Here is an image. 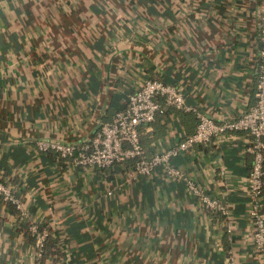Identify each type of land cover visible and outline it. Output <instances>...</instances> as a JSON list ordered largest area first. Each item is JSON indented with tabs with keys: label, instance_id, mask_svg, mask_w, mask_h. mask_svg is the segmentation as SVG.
<instances>
[{
	"label": "crops",
	"instance_id": "crops-1",
	"mask_svg": "<svg viewBox=\"0 0 264 264\" xmlns=\"http://www.w3.org/2000/svg\"><path fill=\"white\" fill-rule=\"evenodd\" d=\"M260 0H0V180L27 217L48 224L61 264H264L246 190L249 135L228 131L172 157L228 206L231 230L183 178L132 161L100 168L40 150L79 142L147 78L179 83L187 104L217 121L255 103ZM170 107L147 154L194 131ZM0 197V264H36L26 221ZM43 264H60L45 259Z\"/></svg>",
	"mask_w": 264,
	"mask_h": 264
},
{
	"label": "built area",
	"instance_id": "built-area-1",
	"mask_svg": "<svg viewBox=\"0 0 264 264\" xmlns=\"http://www.w3.org/2000/svg\"><path fill=\"white\" fill-rule=\"evenodd\" d=\"M260 46L257 67V87L255 103L234 119L217 121L211 116L187 104L179 83L164 82L158 78L145 79L136 89L128 93L123 107L117 109L110 120L105 121L94 135L79 142H64L39 139L40 150H54L61 157H71L76 162L93 167H108L115 162L132 159L129 175L150 174L158 165L168 177L183 178L186 187L195 194L200 203L210 211H219L227 218L225 228L231 230V221L227 204L217 195L208 193L182 170L172 164V157L193 147L197 143L219 139L228 131L243 130L249 135L245 150L251 154V166L247 177L246 190L250 197L248 213L253 223L252 236L256 247L264 249V211L262 210L263 160H264V0L259 3ZM163 97L166 104L183 110L195 112L197 122L194 131L185 134L177 143L162 151L147 154L142 145L138 128L150 123L160 109L157 98ZM0 194L11 201L20 216L28 221V232L34 239L36 264L41 261L42 247L47 228L34 218L27 217V211L13 194L9 185L0 180ZM230 264H234L230 257Z\"/></svg>",
	"mask_w": 264,
	"mask_h": 264
},
{
	"label": "trees",
	"instance_id": "trees-1",
	"mask_svg": "<svg viewBox=\"0 0 264 264\" xmlns=\"http://www.w3.org/2000/svg\"><path fill=\"white\" fill-rule=\"evenodd\" d=\"M157 100L160 103V109L156 111L154 119L150 123H148L147 125H141L138 128L140 141L145 148H146L145 145L149 141H151L157 137V131L155 130L154 126L152 127L151 130L144 132L145 126L153 125L154 121L158 118V116H161V114H165L170 107H174L172 105L166 104L163 100V97H158ZM52 151H54V150H52ZM146 152H148L147 148H146ZM53 154L54 155L56 154L58 157H61L56 151H54ZM131 161H132V159L126 160L127 163H129ZM263 169H264V160H263ZM248 174H249V171H248ZM247 177H248V175H247ZM0 197L3 198L1 194H0ZM249 200H250V197H249ZM2 201L4 202L8 211H10V212L17 211L18 212L15 205L11 201H7L6 199H3ZM262 210L264 211V174H263V191H262ZM213 213H217L225 223V220L227 219L225 217V215H223L222 213H220L219 211H216V210H214ZM39 224L43 225L40 222H39ZM44 226H46L48 232H47V235H46V238L44 241V245L42 247L41 261H44L45 259H52V260H56L57 262H59L61 264V258L60 257L62 256V252H61L59 244L57 243V237L54 235L52 228L48 224H46ZM21 228L26 233V235L31 238V240L34 243V239H33L32 235L28 232V221L22 222Z\"/></svg>",
	"mask_w": 264,
	"mask_h": 264
}]
</instances>
